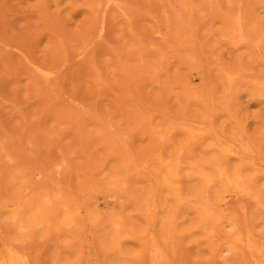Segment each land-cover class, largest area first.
<instances>
[{"label": "rangeland", "instance_id": "374dc122", "mask_svg": "<svg viewBox=\"0 0 264 264\" xmlns=\"http://www.w3.org/2000/svg\"><path fill=\"white\" fill-rule=\"evenodd\" d=\"M0 264H264V0H0Z\"/></svg>", "mask_w": 264, "mask_h": 264}]
</instances>
